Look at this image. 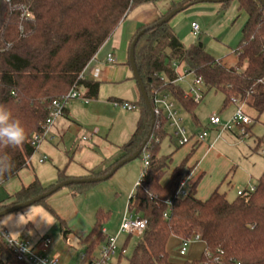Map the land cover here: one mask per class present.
Wrapping results in <instances>:
<instances>
[{
  "label": "trees",
  "instance_id": "trees-1",
  "mask_svg": "<svg viewBox=\"0 0 264 264\" xmlns=\"http://www.w3.org/2000/svg\"><path fill=\"white\" fill-rule=\"evenodd\" d=\"M156 1L159 0H5L6 15L0 27V104L20 121L26 139L16 148L0 144V156L7 155L13 164L0 187L28 166L36 151L33 136L42 132L54 100L75 85L83 86L89 98L98 97L100 83L81 80L80 75L131 10ZM197 1L183 0L179 7L192 6ZM229 2L222 3V8ZM237 3L238 10L246 14V22L236 50L238 61L233 67L217 60L200 41L185 47L170 22L139 38L135 62L153 107L156 97L169 94L198 124L196 109L201 101L196 103L186 97L179 84L174 83V64L182 63L188 72L202 79L206 92L214 90L224 96V109L235 99L257 113L255 122L264 114V7L259 0ZM151 25L139 29L135 37ZM139 96L135 105L140 117L130 140L121 147L122 156L107 169L93 171L91 177L108 174L120 160L138 151L149 135L151 114L140 90ZM167 124L163 113L156 115L151 139L143 152L148 155L149 166L143 169L144 175L129 198V210L147 222L129 264H179L170 261V238L187 240L196 233L206 250L200 259L182 264H264V174L254 192L237 195L232 201L218 190L201 201L196 198L195 186L185 196H179L188 176L184 172L186 161L162 184L171 163V157L160 154ZM65 180L69 179L60 170L58 182ZM93 185L69 187L73 195H78ZM52 187L45 188L36 179L13 197L11 205L31 200ZM9 206L0 203V211ZM108 217V213L99 210L91 232L81 240L87 260L94 258L104 240L101 227ZM58 220L66 237L70 230L63 219ZM0 264H25L16 258L1 235Z\"/></svg>",
  "mask_w": 264,
  "mask_h": 264
},
{
  "label": "crops",
  "instance_id": "crops-1",
  "mask_svg": "<svg viewBox=\"0 0 264 264\" xmlns=\"http://www.w3.org/2000/svg\"><path fill=\"white\" fill-rule=\"evenodd\" d=\"M182 1L159 0L149 2L138 6L127 14L112 37L101 47L83 72L87 81L100 83L98 97L91 99L84 91V95L89 99L88 103L81 99L69 102L65 116L56 121L50 137L38 145L28 166L21 170L15 178L1 186L5 193L3 195L7 197L0 201L1 205L13 204V197L36 179L40 181L43 187L48 188L59 183L60 170L65 171L68 179L90 178L93 171L107 169L120 159L123 154L121 147L130 140L140 117V112L134 115L130 111L114 106L115 101L136 104L140 98L139 88L129 64V51L133 38L139 29L159 21L175 7H179ZM201 4L204 3L188 6L187 9ZM203 8V11L212 10L207 6H203ZM220 10L221 8L218 6L215 12L219 15ZM195 13L202 14L204 12ZM192 23L198 22L192 20L190 23V36L198 42L192 34ZM170 25L179 37V14L170 21ZM179 39L185 47L194 44H186L183 39L180 37ZM236 50L237 48L230 50V53L225 57L216 59L227 67H233L238 61ZM109 54L115 58L113 63L107 61ZM234 109H236L235 105ZM244 109L253 119L257 117V113L250 107L244 106ZM223 122L225 123V120ZM205 129L208 131V135L203 142L198 145L192 142L181 146L179 152L174 156L175 159L171 157V163L165 172L162 184H166L174 170L186 161L184 172H188V176L185 180L184 190L187 191L195 186L196 198L201 201L207 200L217 190L226 194L228 198V191L232 187L237 188V195L239 191L256 187L258 180L264 174V163L258 159H253V155L248 153V149L246 151L248 160L241 162L239 155L231 152L237 146L235 138L231 134L220 135L219 128L211 127L209 120L202 130ZM93 133L96 134L91 137L90 141H82L83 136ZM196 133L198 132H192V134ZM260 141L263 140L257 138L254 151L262 147ZM263 149L261 148L260 151L262 152ZM44 157L47 159L41 163L40 160ZM70 196L76 195L66 191L57 198L58 200L59 198L69 199ZM73 215L78 217L79 212L75 210ZM68 221L72 222L70 219ZM88 229L89 227L81 230L79 235L82 239L91 232H88ZM101 230L102 232L105 231L104 229ZM172 239H176L181 245L182 240L180 238L171 237L170 240ZM169 242L167 245L168 253ZM201 243L203 244V254L206 246L203 241ZM53 254H58L65 264V256L62 252L57 251ZM201 256H192V260L188 261L198 260Z\"/></svg>",
  "mask_w": 264,
  "mask_h": 264
},
{
  "label": "rangeland",
  "instance_id": "rangeland-1",
  "mask_svg": "<svg viewBox=\"0 0 264 264\" xmlns=\"http://www.w3.org/2000/svg\"><path fill=\"white\" fill-rule=\"evenodd\" d=\"M203 6L210 7L212 10L203 11ZM218 6L221 8L219 15L215 12ZM200 11L204 13H195ZM5 15L6 12L3 10L0 13V27L4 22ZM192 20H197L200 26V42L204 45L207 52L219 59L229 54L230 50H235L238 47L241 40L242 28L246 22V14L238 10L237 0H231L225 8L216 3H204L199 6L190 7L179 14V37L186 44L196 42L190 36V23ZM199 40L197 38V41ZM192 78L190 77L179 83V86L188 95L191 94L190 91L193 87ZM198 91L202 97L196 109V116L199 120L198 125L190 115L184 113L182 110L180 111L179 107L180 116L184 118L183 125L189 136L194 131L202 132V129L212 115L219 114L222 119L224 118L223 121L225 120L226 123L231 119L235 110L233 104L222 110L224 96L220 92H215L214 90L206 92L204 87L198 88ZM130 112L137 115L139 110L136 109ZM165 128L167 136L160 144V154L175 159L174 156L179 152L181 146L178 139L174 136L173 128L169 124ZM226 134H231L235 138L237 146L231 152L239 155L241 162L248 160L246 158V151L248 149V153L253 155V159H258L261 163H264V155L260 151L261 148H264V114L250 126L247 137H241L240 130L235 127L232 131L225 132L222 135ZM257 138L263 140L261 141L262 147L254 151L253 148L255 147ZM141 156V158L133 160L118 169L108 180L91 186L84 194L70 196L69 199L59 198L58 200L57 197H60L64 192H73L71 187H65L43 202L3 216L0 218V226L14 240L29 239L37 241L48 237L53 241L51 248L48 250L49 256H53V253L59 251L65 256V264H80L85 249L81 243L82 237L79 234H81V230L84 228L89 227L88 232L91 231L96 222L97 212L104 210L109 214V217L102 224L101 228L105 230L107 237L117 238V250L112 259V264H129V259L140 238L121 234L120 227L125 212L128 210L129 198L138 184L144 169L146 154L143 153ZM236 193V187L230 188L228 200L232 201V198H237ZM3 194H5L3 187H0V201L7 198ZM47 206L52 208L54 213ZM75 210L79 212L78 217L73 215ZM58 217L66 221L70 230L66 237L61 231ZM68 218L72 222L68 221ZM102 245L103 243L100 244L94 256L99 255V248ZM180 248L179 241L176 239L170 240L169 257L172 262L180 263L192 260V256H201L203 252L201 241L194 239L189 244L186 256L180 255Z\"/></svg>",
  "mask_w": 264,
  "mask_h": 264
},
{
  "label": "built area",
  "instance_id": "built-area-1",
  "mask_svg": "<svg viewBox=\"0 0 264 264\" xmlns=\"http://www.w3.org/2000/svg\"><path fill=\"white\" fill-rule=\"evenodd\" d=\"M8 1V0H7ZM192 34L194 37L198 38L200 35V26L198 23H192ZM109 63H113L115 58L112 54H109L107 57ZM175 73L177 74V79L174 83L179 84L180 82L186 80L189 77H193V87L191 88L190 95L185 94L186 97L192 98L196 103L202 100V97L198 91V88L203 87V81L200 77H195L190 72L186 70L184 64L178 63L174 64ZM81 80H85L84 74L80 75ZM86 91L83 86L75 85L73 88L64 96L54 100L50 106V113L45 121L42 132L33 136V144L38 147L46 138L50 137L52 128L56 121L65 116L66 107L70 101L81 99L84 102L88 103L89 99L84 95ZM232 104L236 106V109L231 117L226 123H224L221 117L218 114H214L209 118V125L211 127H218L220 130V135L225 132L232 131L233 128L240 130L241 137H247L250 126L254 123V120L249 116L244 109V104H240L237 100H233ZM114 106L121 108L126 111H133L138 109L135 104H129L125 102H114ZM154 111L156 115L163 113L167 120L168 124L174 130V136L178 139L180 146L195 142L196 145L203 142L207 135L208 131L205 129L202 132L196 134H188L186 128L183 125V119L180 117L179 108L177 102L169 94H162L156 97ZM96 134H87L82 137V141H90L91 137ZM264 155V149L261 152ZM47 158L44 157L40 160L43 163ZM149 166L148 155L144 158V168L146 169ZM144 175V171L142 172ZM141 175V176H142ZM140 182V181H139ZM138 182V184H139ZM185 182L182 183L178 195L185 196L187 191L184 190ZM255 187H251L246 191H239L238 196L244 195L247 192H254ZM168 204L170 202L168 201ZM147 222L145 219L141 218L139 215L132 213L129 208L125 212L121 227L120 233L126 234L129 237L140 238L146 229ZM104 240L103 245L99 248V255L94 256V258L87 260L86 255L84 254L81 258L80 264H112V259L116 254L117 238L107 237L105 231H103ZM0 235L3 237L7 245L16 255V258L24 262L25 264H63L61 257L58 254L53 256L48 255V250L51 248L52 240L48 237L43 239L32 241L29 239H12L9 234L0 226ZM201 241V237L198 233L194 234L190 239L182 240L180 255L186 256L189 244L192 240ZM120 261V258H119Z\"/></svg>",
  "mask_w": 264,
  "mask_h": 264
},
{
  "label": "water",
  "instance_id": "water-1",
  "mask_svg": "<svg viewBox=\"0 0 264 264\" xmlns=\"http://www.w3.org/2000/svg\"><path fill=\"white\" fill-rule=\"evenodd\" d=\"M231 0H198L197 3H216V4H222V3H226L229 2ZM259 2L261 3V5L264 7V0H259ZM4 5H5V0H0V13L3 12L4 10ZM189 5L187 6H181V7H177L175 9H173L172 11H170L168 14H166L162 19H160L159 21H157L155 24L147 27L146 29H143L133 40L131 46H130V51H129V63H130V67L132 69L133 72V76L136 80V83L138 85V88L140 90L141 96L146 104V106L148 107L150 114H151V127H150V133L147 136V138L144 140L142 146L140 147V149L138 151H136L133 155L128 156L122 160H120L114 167L113 169L106 175L101 176V177H90V178H84V179H69V180H65L62 182H59L57 184L54 185V187H52L50 190H48L47 192L31 199L28 200L26 202L23 203H19V204H14L11 205L7 208H5L4 210L0 211V218H2L3 216H6L8 214H11L13 212H17L20 211L22 209H25L29 206H32L34 204H37L39 202H41L42 200H45L47 198H49L50 196H52L53 194L57 193L59 190L65 188V187H69L72 186L74 184H96L99 182H103L108 180L109 178H111L113 176V174L120 169L121 167H123L124 165H126L127 163L136 160L139 158V156L144 152L145 146L148 144V142L151 139L152 136V131L153 128L155 126V119H156V114L154 111V107L152 106L146 88L140 78V75L138 73L137 70V66H136V62H135V48L136 45L138 43L139 38L145 34L147 31L154 29L156 27L162 26L164 24L169 23L175 16H177L178 14H180L181 12H183L185 9L188 8Z\"/></svg>",
  "mask_w": 264,
  "mask_h": 264
},
{
  "label": "clouds",
  "instance_id": "clouds-1",
  "mask_svg": "<svg viewBox=\"0 0 264 264\" xmlns=\"http://www.w3.org/2000/svg\"><path fill=\"white\" fill-rule=\"evenodd\" d=\"M26 139V132L20 121L13 117L12 112L0 104V144L16 148ZM13 164L7 155L0 156V181L10 175Z\"/></svg>",
  "mask_w": 264,
  "mask_h": 264
}]
</instances>
